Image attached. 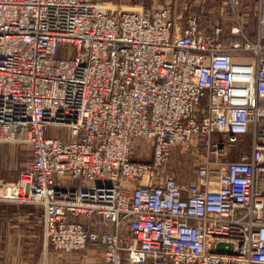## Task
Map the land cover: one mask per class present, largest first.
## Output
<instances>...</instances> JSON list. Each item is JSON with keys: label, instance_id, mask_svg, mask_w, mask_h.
<instances>
[{"label": "built area", "instance_id": "obj_1", "mask_svg": "<svg viewBox=\"0 0 264 264\" xmlns=\"http://www.w3.org/2000/svg\"><path fill=\"white\" fill-rule=\"evenodd\" d=\"M223 6L228 33L175 24L167 7L0 0V144L31 150L14 200L44 207L47 251L264 264V0L255 19L243 0ZM247 135L250 151L224 163ZM200 147L215 181L210 163L186 186L162 174L176 149Z\"/></svg>", "mask_w": 264, "mask_h": 264}, {"label": "crops", "instance_id": "obj_2", "mask_svg": "<svg viewBox=\"0 0 264 264\" xmlns=\"http://www.w3.org/2000/svg\"><path fill=\"white\" fill-rule=\"evenodd\" d=\"M223 2L225 0H199L196 8L189 5L188 9L184 10V8L182 9V2L170 0L166 1L165 5H158L157 8H153H169L173 21L180 26H185L190 16H200L204 27L205 22L208 21L207 19H209V22L211 19H215L213 14L217 11L218 17H216V20L204 29L211 31L213 27L222 25L228 33L230 28L235 25L234 16L231 7L223 6ZM243 3L247 8L252 4V0H243ZM257 3L258 0H255L252 8L248 7L250 16L253 19H255L254 13L257 10ZM140 8L146 7L141 6ZM11 145L17 144H0V176L8 180L15 177L13 174L8 173L9 162H12L15 152ZM27 165L22 167L21 170ZM16 181H18V176ZM16 193V185L10 187L0 186V197L4 198L0 201V264H48L44 207L37 203L16 201L14 200Z\"/></svg>", "mask_w": 264, "mask_h": 264}, {"label": "rangeland", "instance_id": "obj_3", "mask_svg": "<svg viewBox=\"0 0 264 264\" xmlns=\"http://www.w3.org/2000/svg\"><path fill=\"white\" fill-rule=\"evenodd\" d=\"M104 5H114L121 6L123 9H138L141 6L152 9L153 7H158V5H165L166 1L170 0H95ZM173 1V0H172ZM182 2V9H188L189 5L191 7L197 6V1L199 0H179ZM255 0H252V4L249 5V8H252ZM179 10V9H178ZM213 17L216 20L218 17L217 11L213 14ZM210 18V17H209ZM205 22L203 28H208L211 25L213 19ZM207 23V24H206ZM209 23V24H208ZM53 131V129H52ZM65 130H61V136L65 134ZM218 139V138H216ZM141 144H139V149L144 151H139L136 154L135 158L138 160L148 161L151 159L152 150L151 144L146 142L145 140H139ZM143 142V143H142ZM252 143L251 135H247L238 139V142L235 147H227L225 144V148H228V154L223 158L224 163L237 161L240 156L245 152L250 151ZM14 148V158L12 162H9L10 167L8 170L9 174H13L15 177L13 179L8 180L5 178H1L0 176V186H14L17 185V176L21 171V168L27 165L31 161V150L29 147L23 145H11ZM141 152V153H140ZM203 163H210L212 169L215 171L214 181L217 176L216 171L218 169L216 157L204 147L196 148L193 151L182 152L179 149H176L171 156V159L164 168L163 175L165 177H171L176 184L179 186H186L196 178L197 168ZM10 179V178H9ZM48 264H103V250L101 248L89 247L87 250L83 252L76 253H63L54 251L53 249H49L48 251ZM74 256V258H72ZM77 258V259H75ZM87 258V259H86ZM74 259V260H70ZM90 261H89V260Z\"/></svg>", "mask_w": 264, "mask_h": 264}, {"label": "water", "instance_id": "obj_4", "mask_svg": "<svg viewBox=\"0 0 264 264\" xmlns=\"http://www.w3.org/2000/svg\"><path fill=\"white\" fill-rule=\"evenodd\" d=\"M218 251L219 252H225L226 251L225 246L223 244H220L218 247ZM228 252H231V251H228Z\"/></svg>", "mask_w": 264, "mask_h": 264}]
</instances>
